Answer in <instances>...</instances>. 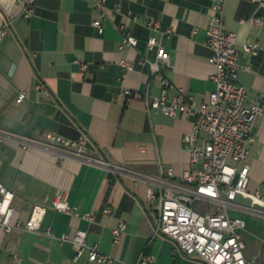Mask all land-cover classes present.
Listing matches in <instances>:
<instances>
[{"label": "crops", "instance_id": "crops-1", "mask_svg": "<svg viewBox=\"0 0 264 264\" xmlns=\"http://www.w3.org/2000/svg\"><path fill=\"white\" fill-rule=\"evenodd\" d=\"M215 1L106 0L104 14L98 0H0V29L6 20L12 22L0 43V180L15 192L14 223L27 221L37 204L48 208L39 232H7L0 225V264H16V255L23 258L21 264H93L88 251L78 257L75 244L61 239L79 228L88 230L89 244L116 258L114 264L136 263L145 254L155 256L154 264H207L188 256L175 239L155 234L149 192L158 185L150 178L169 168L180 177L192 168L185 135L196 117L150 114L142 93L149 83L153 95L163 87L151 81L150 65L140 61L156 58L148 41L153 34L161 36L151 26L159 21L161 31L172 30L164 39L172 56L166 69L175 87L171 94L183 88L197 103L208 99L215 89L212 50L206 44ZM28 7L34 12L27 18ZM224 15L228 29L238 34V82L247 88L248 101L256 102L264 91V23L241 19L264 17V6L226 0ZM97 19L104 21L103 32L94 25ZM122 24L138 45L120 48ZM247 43H259L258 53L247 51ZM122 59L134 61L136 68L123 69ZM21 92L26 97L18 102ZM50 133L72 140L86 134L90 154L107 164L62 157L60 149L39 142ZM255 133L249 191L237 198L251 206L258 205L254 191L264 195V115ZM64 191L81 215L55 207ZM87 212L94 214L92 221L83 217ZM232 213L246 220L250 212ZM121 222L126 230L117 243L113 230ZM263 232L264 226L258 234L252 227L244 233L245 254L255 264H264Z\"/></svg>", "mask_w": 264, "mask_h": 264}, {"label": "built area", "instance_id": "built-area-1", "mask_svg": "<svg viewBox=\"0 0 264 264\" xmlns=\"http://www.w3.org/2000/svg\"><path fill=\"white\" fill-rule=\"evenodd\" d=\"M257 5L264 6V0H253ZM226 0H216L212 6V17L207 29L206 44L211 48L210 62L215 66L213 80L215 89L209 98L197 103L194 96L180 88L171 94L175 87L166 74L172 64V56L166 50L164 39L172 33L171 29L161 31L159 21L151 26L160 31L161 36L153 34L148 47L156 51V58H144L141 64L151 68V81L161 82L163 91L153 95L149 88L142 93L149 113L161 111L170 117L187 113L196 117L193 129L185 135V142L192 155V168L175 177L169 168L150 180L157 188L150 189L149 201L151 216L155 225V234L175 239L180 248L190 257L203 259L207 264H255L245 254L246 242L244 233L247 222L234 215L232 209H241L253 214L264 216V195L260 190L252 193L258 205H243L237 202L238 195L248 193L250 184V147L256 141V125L259 117L264 115V91L256 102L248 101L247 88L238 82L241 69L240 51L237 47L238 34L230 31L226 25L224 5ZM97 7L104 14L106 0H98ZM34 9L28 7L24 13L30 17ZM249 21L252 25L264 23V17L255 15ZM100 32L104 31L103 19L94 21ZM12 22L6 20L0 29V43L9 34ZM123 39L120 48L138 45V39L125 25H120ZM197 28L194 29V33ZM259 43H247L245 49L257 54ZM120 66L125 70H134V61L122 59ZM251 69V65L246 66ZM125 94H132L129 89ZM26 92L17 96L22 102ZM53 149H60L62 157L75 156L90 163L106 165L103 158L90 154V138L83 134L79 139L72 140L63 135L50 133L45 140L39 141ZM15 192L0 180V225L7 232L14 229H25L32 232L41 230L48 208L37 204L30 218L23 222H13ZM199 202V207L196 203ZM55 207L65 213L81 215L68 201V193L64 191ZM111 213V208L105 210ZM83 217L92 221L94 214L87 212ZM126 224L121 222L113 230L114 240H122ZM89 232L79 228L70 235L64 233L63 241L71 240L76 247L77 256L88 251L89 261L93 264H114L116 258L103 252L97 244L88 242ZM23 258L15 256L16 264ZM153 255H142L136 263L154 264Z\"/></svg>", "mask_w": 264, "mask_h": 264}, {"label": "rangeland", "instance_id": "rangeland-1", "mask_svg": "<svg viewBox=\"0 0 264 264\" xmlns=\"http://www.w3.org/2000/svg\"><path fill=\"white\" fill-rule=\"evenodd\" d=\"M199 205H200V203L197 202L196 207H199ZM244 216H245L247 223H248L247 228H249V227L254 228L256 234H258V229L260 227L264 226V216L253 214V213H248ZM261 234H262V232L260 233V236H261ZM263 234H264V232H263Z\"/></svg>", "mask_w": 264, "mask_h": 264}]
</instances>
